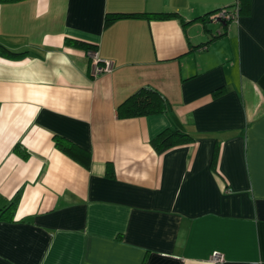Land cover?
<instances>
[{
  "label": "crops",
  "instance_id": "obj_1",
  "mask_svg": "<svg viewBox=\"0 0 264 264\" xmlns=\"http://www.w3.org/2000/svg\"><path fill=\"white\" fill-rule=\"evenodd\" d=\"M235 2L0 0V45L24 54L0 57V264H264V0L221 37L195 21ZM142 87L166 112L119 119ZM171 127L193 142L157 154Z\"/></svg>",
  "mask_w": 264,
  "mask_h": 264
},
{
  "label": "trees",
  "instance_id": "obj_2",
  "mask_svg": "<svg viewBox=\"0 0 264 264\" xmlns=\"http://www.w3.org/2000/svg\"><path fill=\"white\" fill-rule=\"evenodd\" d=\"M18 1V0H11ZM250 11L249 0H236V2L230 6L214 10L205 16L197 18L195 21H203L207 24H217L220 25V28L216 31L215 37H221L226 33V27L229 23H232L235 19L237 20L244 13ZM219 12H224V14L232 15L230 18H221L213 17L216 16ZM213 17V18H212ZM125 18H146L149 20H163V19H173L178 18L175 13H151V14H117L110 13L107 14L104 18L103 27L107 28L112 25L115 21ZM85 49L91 48L81 44ZM87 49V50H88ZM90 51V49L88 50ZM87 52V51H86ZM23 53H14L9 51L0 45V57H6L10 59H18L23 57ZM221 91L215 92V94L220 93ZM168 103L166 99L159 94L157 91L148 88L142 87L127 97L118 107H117V116L119 119H129V118H138L146 117L150 115H160L164 114L167 110ZM53 142L55 149H57L64 156L78 164L84 169H89L91 165V152L81 146L74 144L73 142L59 136L53 137ZM193 142V138L183 133L182 131L176 128H168L163 130L155 139L151 141V147L157 154H162L165 151L186 145ZM23 159H26L23 156ZM216 162L217 154L215 153L213 157V166L214 171L216 172ZM19 202L18 193L12 198L8 207L1 211L4 213L9 208H13Z\"/></svg>",
  "mask_w": 264,
  "mask_h": 264
},
{
  "label": "built area",
  "instance_id": "obj_3",
  "mask_svg": "<svg viewBox=\"0 0 264 264\" xmlns=\"http://www.w3.org/2000/svg\"><path fill=\"white\" fill-rule=\"evenodd\" d=\"M213 17H221V18L225 17L227 19L230 17L233 18L232 15L224 14V12H219L216 16ZM86 55L91 60V66L94 75H99L101 73H109L111 71L112 63L108 60L100 59L97 52L90 50L86 52ZM211 261L215 264H222L224 262V258L221 254L214 253L211 257Z\"/></svg>",
  "mask_w": 264,
  "mask_h": 264
}]
</instances>
